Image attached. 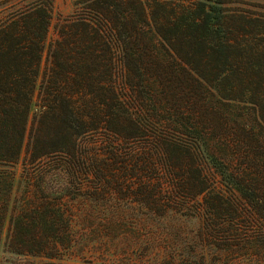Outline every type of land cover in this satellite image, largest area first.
Returning <instances> with one entry per match:
<instances>
[{"label":"trees","instance_id":"16d2710c","mask_svg":"<svg viewBox=\"0 0 264 264\" xmlns=\"http://www.w3.org/2000/svg\"><path fill=\"white\" fill-rule=\"evenodd\" d=\"M54 16L0 0V264H264V15L75 0L48 43Z\"/></svg>","mask_w":264,"mask_h":264},{"label":"rangeland","instance_id":"374dc122","mask_svg":"<svg viewBox=\"0 0 264 264\" xmlns=\"http://www.w3.org/2000/svg\"><path fill=\"white\" fill-rule=\"evenodd\" d=\"M170 1V0H169ZM175 1L176 3L179 2H190V1H195V0H171ZM226 2V5L229 9H243L246 11V13L250 15H257L261 14L264 15V0H224ZM75 10V0H55V16L52 22V26L48 35V43L54 40L57 37L56 33V22H57V17L59 14L62 15H69L72 14ZM49 64V58L47 55V52L44 54V59L42 63V73L40 79L43 77V72H45L46 68L48 67ZM37 99V98H36ZM37 107L34 105L35 110ZM31 124L32 121L29 124L28 127V134L25 140L24 148H23V157L26 155L27 150H28V142H29V136H30V131H31ZM21 169V166L18 167ZM184 225L187 227L186 229L188 230L189 228H192V226H196L199 224L198 221H183ZM5 233H7V226L5 229ZM5 233L3 235V240L5 239ZM5 257V255L2 252V247H0V260ZM7 257H10L12 259H15L16 257L7 254ZM23 261V258H20ZM2 261V260H1ZM153 264H156L155 262H152Z\"/></svg>","mask_w":264,"mask_h":264}]
</instances>
